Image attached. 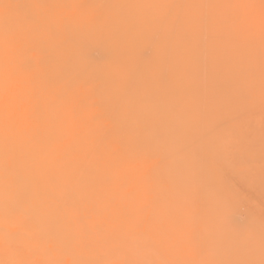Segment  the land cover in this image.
I'll use <instances>...</instances> for the list:
<instances>
[{
	"label": "bare ground",
	"instance_id": "6f19581e",
	"mask_svg": "<svg viewBox=\"0 0 264 264\" xmlns=\"http://www.w3.org/2000/svg\"><path fill=\"white\" fill-rule=\"evenodd\" d=\"M252 5L0 0V39L31 84L25 119L0 129L14 250L35 245L41 264H264Z\"/></svg>",
	"mask_w": 264,
	"mask_h": 264
},
{
	"label": "clouds",
	"instance_id": "9594fccd",
	"mask_svg": "<svg viewBox=\"0 0 264 264\" xmlns=\"http://www.w3.org/2000/svg\"><path fill=\"white\" fill-rule=\"evenodd\" d=\"M244 12L253 17L254 22L258 23L260 30L264 32V0H253V5L245 8ZM21 63V55L7 49L0 39V129L7 121L23 120L27 114L31 84L20 67ZM18 230L19 226L14 225L8 218L0 199V264H4L2 256L6 251L12 255L8 264H41L44 253L42 251L39 256H33L35 245L25 244L24 254L11 247L9 233ZM46 264H52L50 258Z\"/></svg>",
	"mask_w": 264,
	"mask_h": 264
}]
</instances>
